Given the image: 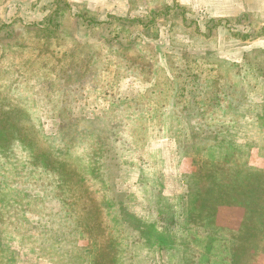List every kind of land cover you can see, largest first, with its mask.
<instances>
[{
    "label": "rangeland",
    "instance_id": "1",
    "mask_svg": "<svg viewBox=\"0 0 264 264\" xmlns=\"http://www.w3.org/2000/svg\"><path fill=\"white\" fill-rule=\"evenodd\" d=\"M0 264H264V0H0Z\"/></svg>",
    "mask_w": 264,
    "mask_h": 264
},
{
    "label": "trees",
    "instance_id": "2",
    "mask_svg": "<svg viewBox=\"0 0 264 264\" xmlns=\"http://www.w3.org/2000/svg\"><path fill=\"white\" fill-rule=\"evenodd\" d=\"M55 10H56V8H55ZM57 11V10H56ZM56 13H58V12H56ZM47 21L49 22V23H47L48 24V26L50 25V26H53V19H52V16H50V17H48L47 18ZM56 23V22H55ZM66 23V22H65ZM58 25H64V23H62V22H58L57 24H55L54 26L56 27V26H58ZM55 174V173H54ZM59 186H60V184H58Z\"/></svg>",
    "mask_w": 264,
    "mask_h": 264
}]
</instances>
